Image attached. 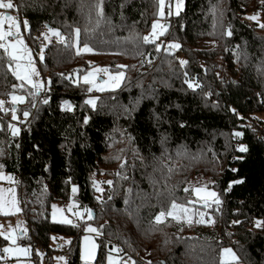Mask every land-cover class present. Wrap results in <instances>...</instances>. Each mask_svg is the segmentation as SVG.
I'll use <instances>...</instances> for the list:
<instances>
[{
  "label": "trees",
  "instance_id": "16d2710c",
  "mask_svg": "<svg viewBox=\"0 0 264 264\" xmlns=\"http://www.w3.org/2000/svg\"><path fill=\"white\" fill-rule=\"evenodd\" d=\"M93 2L13 0L36 47L48 27L67 38L60 43L53 36L44 47L39 65L51 78L35 109L33 88H13L20 81L0 49V96L27 94L16 105L20 120L27 119L17 137L7 130L12 116L0 111V170L11 173L31 230L27 238L21 233L22 239L35 238L44 252L41 263L35 248L37 264H54L57 250L64 251L67 264H106L113 246L123 249L121 263L130 264L123 259L129 253L134 264H221L228 244L246 264H264V227L255 226L264 221V28L259 26L264 19L248 18L263 16L264 2L184 0L179 15L165 17L167 32L155 43L142 38L150 36L157 0H104L99 26ZM77 27L80 46L86 43L93 52L76 54ZM229 28L231 37L223 34ZM165 43L179 44L180 55ZM95 64L123 69L126 77L120 87L97 94L93 109L85 103L91 91L78 75ZM185 79L202 88L193 91ZM241 146L248 151L240 152ZM101 174L111 177V184L98 196L93 182ZM194 179L218 192L222 203L207 208L215 224L189 227L171 218L154 224L173 200L199 199ZM73 184L80 207L92 211L100 233L91 261L81 257L86 221L69 224L51 215L54 201H69ZM0 233L3 251L8 238ZM60 236L65 240L57 241Z\"/></svg>",
  "mask_w": 264,
  "mask_h": 264
},
{
  "label": "snow or ice",
  "instance_id": "6c2138e0",
  "mask_svg": "<svg viewBox=\"0 0 264 264\" xmlns=\"http://www.w3.org/2000/svg\"><path fill=\"white\" fill-rule=\"evenodd\" d=\"M184 0H176L175 3V14L179 15L180 9L183 5ZM264 2V0H262ZM103 3L104 0H94L92 3V9L95 11L96 14V24L99 26L101 21L104 19V9H103ZM157 6H158V12L157 15L160 17H163L165 15L164 13V7H165V0H157ZM15 5L13 4L12 0H0V9H7L12 10L14 9ZM215 13V9H213V14ZM169 15H172L171 11V3H169ZM89 16H91V12L89 13ZM249 19L252 20H258V16H251ZM5 22L7 23V27H5ZM25 26L27 27V21H24ZM215 26V25H214ZM261 28H264V24L259 25ZM166 25L159 24V22H156L152 25V31L150 33V36L143 37L144 43H155L157 39H159L160 36L164 35L167 32ZM48 33H51L52 36H55L59 39L60 43H66L67 38L64 37L59 30L53 29L51 27H48V32L44 34L45 40H50V37ZM81 29L79 27L74 29L73 32V41L76 47V54L80 55L82 53H91L93 52V49L88 46V44H84L83 47L80 46L79 43V37H80ZM224 35L231 37L233 35L231 28L227 29L224 33ZM9 37H15V43H12L8 38ZM170 49H178L180 47L179 44L173 43L168 46ZM0 49H2L4 52L8 54V57L12 62H15V67H12V64H9V68L12 71V75L16 78V80L21 81V83L17 85H13V88L16 89H24L25 85H31L33 89H35L34 92H30V95L35 97L44 87V84L42 81H36L33 79V76H38L39 73L37 72L34 61L31 55V50L27 48L26 45H24L23 40L20 38V22L18 20V17L12 16L10 14H4L3 12H0ZM157 51H159V46L157 47ZM239 58V54H238ZM40 59H43V53L40 54ZM27 61V63H21V61ZM151 63V61H149ZM188 61L181 60L180 64L182 66L187 65ZM118 67H127V66H118ZM104 72L109 73V70L107 68H97L93 72L88 73L83 77V82L85 84H91L93 85V88H95L97 91H105L108 89H115L120 87L121 82L125 79V74L123 72L117 73L115 76H112L109 74V80L103 81L101 84L95 83V73ZM185 76L187 77V73H185ZM68 79H72V77H68ZM78 83L79 81H74ZM185 83L188 85V88L195 91L198 88H202V85L199 84L197 81H192L190 79H185ZM93 88H89L88 91H92ZM11 98V108L5 107V102L3 100H0V111L8 113L11 112L12 119L13 120H19V117L16 115L17 108L16 105L19 103H23L25 101V97L22 95H16L15 92L9 93ZM208 96H211L212 93H207ZM97 99H88L85 101L86 104L90 105L93 109L97 106ZM48 101L45 100L44 103H47ZM65 108L69 111L72 110V106L70 104H65ZM235 112V110L233 109ZM30 115L29 112L25 111L23 112L24 117H28ZM85 123H87V120H85ZM4 130V126L0 125V131ZM7 130L10 132L12 137H17L20 134L21 129L17 127L14 124H9L7 126ZM236 137H240L243 135L241 132L234 133ZM163 139H166L164 137ZM163 142V141H162ZM240 152H247L248 149L246 146H241L238 149ZM0 155H2V152H0ZM116 159H119V157H116ZM3 166L0 165V168ZM121 167L123 168L124 165L122 164ZM174 171V169L169 168V172ZM235 171V170H234ZM119 175V173H118ZM8 179L12 180L13 178L11 176L3 177L0 175V179ZM242 181H237V183H241ZM111 184V181L108 182ZM93 186L96 187L97 191H102L101 188L98 187L97 182H93ZM13 191L14 189L10 190ZM73 193L77 191V189L74 187L72 189ZM131 192V189L128 190ZM185 192L189 191V189H184ZM194 194L199 198L198 200H190L187 201L186 204H178L174 200L170 203L167 210H161L158 215H156L153 223L156 225L164 224L167 222L168 218H171L173 221L177 223H184L187 224L189 227H191L194 223L195 224H215V219L208 216V213L205 211L200 210H194L189 205H192L194 203H200L202 208H211L213 204L219 206L222 201L220 200L219 196L215 192H209L207 191L206 186L201 188H194L192 189ZM201 193H204V195H201ZM19 211V208L16 209ZM217 211L219 208L217 207ZM88 219H93V214L90 209H87ZM5 215L9 213H4ZM76 215L80 216L82 218V213H76ZM206 217H208L206 219ZM64 223L72 224L71 220H64L62 221ZM233 223H236L235 221ZM255 226L257 228L264 227V221L258 220L255 223ZM87 231L90 233H99V230L97 228H93L89 226L87 228ZM2 235V233H0ZM8 239L12 240V243L15 244V238L9 235L7 237ZM86 240H88V237H85ZM70 243V242H69ZM98 245L95 243L91 244L90 248H87L84 253V259L85 261H91L95 258L96 255V249ZM4 252L9 254H16L18 252L24 253L25 255L28 254L29 250L26 248H4ZM123 249L118 248L116 246H113L111 249H109V255L107 257L108 264H121V261L114 258L111 253L115 252L117 254L121 253ZM63 259V258H61ZM239 257L236 255V253L231 248H225L222 251V261L221 264H239ZM124 264H127V262H124ZM134 264V262H133Z\"/></svg>",
  "mask_w": 264,
  "mask_h": 264
},
{
  "label": "rangeland",
  "instance_id": "374dc122",
  "mask_svg": "<svg viewBox=\"0 0 264 264\" xmlns=\"http://www.w3.org/2000/svg\"><path fill=\"white\" fill-rule=\"evenodd\" d=\"M12 2H13V0H12ZM169 3H171L172 13H175L176 0H165V7H164L165 15L163 17L156 15L155 18L153 19L152 25L156 22H159V24H162V25H166L165 17H167V15H169L168 14L169 13ZM183 4H184V2H183ZM182 7H183V5H182ZM0 12H3L4 14H10L12 16L18 17V20L20 22V32L22 33V34H20V38L23 40L24 45H26L27 48L31 50V55H32V58L34 61V66H35L37 72L39 73L38 76H33V79L36 81H42L44 84V87L42 90H45L46 86L49 85L51 75H50L49 71L43 70L40 67V65H39L40 61H41L40 54L43 53V56H44V47H45L46 43H48L53 38V36L51 35V33H48L50 40L43 39L42 42L40 41V45H39V43H37V47H36V45L33 42H31L26 35V29L28 28V26L26 27L24 24L25 19L19 17L18 12L16 10H14V9H12V10L0 9ZM250 15L251 16H258L259 21L264 19V15L262 16V13H260V12L252 13ZM7 23L8 22H5V27H7ZM51 28L58 30V28H56V27H51ZM151 31H152V28L149 32V35H150ZM47 32H48V28L42 32L43 36ZM8 39L12 43H15V37L8 38ZM159 43H161V42H159ZM165 44H167V46H169V43H165ZM158 46H162V44L161 45L158 44ZM177 55H180L179 51H177ZM21 63H27V61L26 60L21 61ZM11 64H12V67L14 68L15 62H11ZM97 68H107L109 70V73H104V72L95 73V83L96 84H101L103 81H108L109 80V74L112 76H115L117 73L123 72L125 74V77H126V72L123 69H110L105 64H95V65L89 67L88 69H86L85 71L79 73L78 78L83 82V77L85 75H87L88 73L93 72ZM123 81L121 82V84L123 83ZM20 83H21V81H20ZM121 84H120V86H121ZM27 85L28 84H26L25 86H27ZM87 85L89 88H93V85H91V84H87ZM108 90H111V89H108ZM34 91H35V89H33V92ZM105 91H107V90H105ZM102 92H104V91H102ZM102 92L97 91L95 88H93V90L88 94L89 96L87 98L88 99H94V98H96L97 94L102 93ZM15 94L16 95H22L25 97V101L27 100L26 92H15ZM0 100H3L5 102L6 108L12 107L10 95L7 98L0 96ZM39 100H40V98L37 94L34 97L33 109H35L38 106ZM27 112H29L31 114L33 112V110H31V111L29 110ZM16 115L19 117V120H13L12 124L21 128V124H24V123L26 124L27 119H21L20 120V114L18 112L16 113ZM262 116L264 117V114H262ZM28 117H26V118H28ZM0 175H2L3 177H8V176L12 177L11 173L6 171V170H0ZM94 181L97 182L98 187L102 189V191L96 190L98 196H101L102 192L105 188V184L106 183L108 184V182L111 181V177L110 178L106 177L105 174L94 175ZM192 186H194V188H201V187H205L206 185L204 183L200 182L199 180L194 179L192 181ZM14 187L16 188L15 184L12 183V180H8L6 178L0 179V229L5 234L6 237L11 235L12 237L15 238V241H16L15 244H13L12 240L8 239V243L6 244L5 248H12V249L26 248L29 250V252L27 255H25L24 253H20V252H18L16 254H9V253H6L4 251H1V249H0V264H37L36 253L39 256L41 263H44V261H45L44 252L42 251V248L39 244L35 245V243H34L35 238H32V240H29V241H26V240L24 241L22 239L21 233H23L25 238H27L28 236L31 235V230H30V228L25 226L26 216L24 215V213L20 212L21 211L20 207L17 206L16 203L14 202L13 191H10V190H13ZM74 187L77 189L76 184L72 185V189ZM206 188H207V191L215 192L218 195L217 190L214 189L213 187L206 186ZM95 189H96V187H95ZM76 193H77V191L75 193H73V191H72V194L70 195V199L66 203H62V201H54L52 203V206H51V211H52L51 215L54 219H57L60 221H64V220L74 221V220H78L81 218L80 216L76 215V213H82L83 214L81 219L85 220L86 222L84 225L83 233L81 235V257L84 259L85 250L87 248H90L92 243H95L96 245H98L97 240H96V235H98V234L88 232L87 228L89 226H91L93 228L98 229V226L95 222H93L92 219L91 220L88 219V214L86 212L83 213L86 209L80 207V205H79V203L75 197ZM201 195H204V193H201ZM17 199H18V197H17ZM178 204H182V203H178ZM189 206L192 207L194 210L198 209L200 211H205L206 213H208V216L211 217V215L207 211V209L200 207V205H196V203H194V204L189 205ZM17 208H19V211L16 210ZM4 213H9V214L5 215ZM207 218L208 217H206V219ZM85 237H88V240H86ZM62 240H65V238L60 236L57 241H62ZM35 248H36V253H34ZM225 248H231L236 253V255L238 256L235 248L232 245L228 244V245L223 246V248L221 250V259H222V251ZM96 254H97V249H96ZM108 255H109V252L107 253V257H108ZM111 255L114 258L121 261V255H122L121 253L117 254V253L112 252ZM7 257L9 258V261L3 262L2 259H5ZM95 257H96V255H95ZM61 258H63V259H61ZM54 264H67L66 254L64 253L63 250H57L56 252H54ZM106 264H108L107 258H106ZM121 264H124V263H121ZM239 264H246V262L239 259Z\"/></svg>",
  "mask_w": 264,
  "mask_h": 264
},
{
  "label": "built area",
  "instance_id": "2783aa9c",
  "mask_svg": "<svg viewBox=\"0 0 264 264\" xmlns=\"http://www.w3.org/2000/svg\"><path fill=\"white\" fill-rule=\"evenodd\" d=\"M20 34H22V33L20 32ZM9 38H12V37H9ZM178 49H179V48H178ZM178 51H179V53L181 52L180 49H179ZM8 115L11 116V115H12L11 112H8ZM24 124H25V123H24ZM21 125H23V124H21ZM26 224H27V223H26ZM123 259H124V260H129V261L131 260L130 264H133L132 257H131V255H130L129 253H124V254H123Z\"/></svg>",
  "mask_w": 264,
  "mask_h": 264
},
{
  "label": "crops",
  "instance_id": "0c3cea01",
  "mask_svg": "<svg viewBox=\"0 0 264 264\" xmlns=\"http://www.w3.org/2000/svg\"><path fill=\"white\" fill-rule=\"evenodd\" d=\"M13 197H14V202H15L16 205L18 206V203H17V200H16V196H15V187H14ZM6 259H9V258L7 257Z\"/></svg>",
  "mask_w": 264,
  "mask_h": 264
}]
</instances>
